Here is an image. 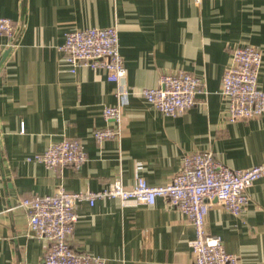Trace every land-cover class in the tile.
<instances>
[{
  "label": "crops",
  "instance_id": "0c3cea01",
  "mask_svg": "<svg viewBox=\"0 0 264 264\" xmlns=\"http://www.w3.org/2000/svg\"><path fill=\"white\" fill-rule=\"evenodd\" d=\"M0 17L16 22L15 42L0 65V264H42L47 242L28 228L19 202L32 196L99 191L120 177L163 185L183 155L210 150L232 169L264 161V116L230 122L221 78L236 47L261 52L258 87L264 90V0H0ZM114 26L131 91L122 107L118 139L97 143L93 130L108 125L105 105L117 85L101 69L69 72L60 45L70 31ZM0 36V59L8 48ZM189 72L201 80L196 103L168 116L139 94L162 73ZM65 138L79 141V168H47L26 157ZM236 216L216 201L205 227L219 236L238 264H264V175L247 189ZM70 245L104 264H193L195 231L164 198L152 206L97 199L76 206ZM19 253V254H18Z\"/></svg>",
  "mask_w": 264,
  "mask_h": 264
},
{
  "label": "built area",
  "instance_id": "2783aa9c",
  "mask_svg": "<svg viewBox=\"0 0 264 264\" xmlns=\"http://www.w3.org/2000/svg\"><path fill=\"white\" fill-rule=\"evenodd\" d=\"M16 22L0 17V36L13 47ZM69 72L79 66L101 69L107 80L117 85L116 103L102 109L107 126L93 130L97 143L118 139L121 134L122 107L131 91L122 85L126 68L119 53L116 27H91L65 33L60 45ZM261 52L247 45L232 51L231 63L221 78V93L227 100V119L230 122L264 116V90L258 87ZM201 80L186 72L162 73L157 85L143 88L139 94L160 113L176 116L185 113L196 103ZM82 144L65 138L53 143L43 152L26 157L53 169L63 166L79 168L86 161ZM264 175V161L245 169H232L219 162L210 150L183 155L179 172L163 185H149L141 176L125 187L120 177L99 191L68 192L58 189L52 195L24 198L19 205L26 211L28 228L37 238L47 242L42 264H104V259L70 245L77 220L76 206L82 201L93 205L97 199H117L121 205L128 201L152 206L164 198L170 207L183 213L195 231L189 246L193 264H238L239 257L228 253L219 236L209 234L205 219L212 201L239 216L249 201L247 189Z\"/></svg>",
  "mask_w": 264,
  "mask_h": 264
},
{
  "label": "water",
  "instance_id": "95a60500",
  "mask_svg": "<svg viewBox=\"0 0 264 264\" xmlns=\"http://www.w3.org/2000/svg\"><path fill=\"white\" fill-rule=\"evenodd\" d=\"M15 40H13V44H14ZM11 50V46H9L3 53L1 59H0V65L2 64V62L5 60V58L7 57L9 51ZM19 254V253H18Z\"/></svg>",
  "mask_w": 264,
  "mask_h": 264
}]
</instances>
